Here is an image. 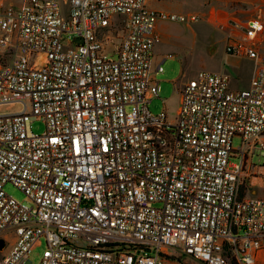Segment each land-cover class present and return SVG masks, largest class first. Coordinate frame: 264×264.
<instances>
[{"label": "built area", "instance_id": "1", "mask_svg": "<svg viewBox=\"0 0 264 264\" xmlns=\"http://www.w3.org/2000/svg\"><path fill=\"white\" fill-rule=\"evenodd\" d=\"M159 19L198 21L147 0H0V264H29L42 240L39 264H169L166 249L254 264L264 251V198L241 195L246 149L264 155V16L219 27L225 52L253 63L248 87L199 70L174 86L172 119L149 108L171 58L153 68Z\"/></svg>", "mask_w": 264, "mask_h": 264}, {"label": "rangeland", "instance_id": "2", "mask_svg": "<svg viewBox=\"0 0 264 264\" xmlns=\"http://www.w3.org/2000/svg\"><path fill=\"white\" fill-rule=\"evenodd\" d=\"M19 6L21 0H4ZM254 1V5H242L240 3L230 4L227 0H147V5L153 10L166 14H195L198 21L195 23H180L168 20H157L155 31L160 41L155 47V56L161 60L165 55L171 58L162 64L164 71L155 79L160 81L158 98H154L149 104L153 113H159L165 109L170 119L176 112L178 96L174 92V86L180 81H186L195 75L199 70H208L224 74L229 77V84L232 89H244L248 79L252 76L253 64L245 58L232 56L225 52V40L220 25L228 18L247 20L258 15L264 16V4L260 0ZM261 53L264 54V43ZM166 99V104H162ZM21 105L4 106V111H19ZM46 124L42 119L35 118L31 123V131L34 134H43ZM237 145V139L233 141ZM232 161L238 162L233 158ZM5 192L19 203L31 205L27 195L12 184L5 186ZM6 237L11 241L12 235ZM45 242L42 240L29 254V264H39L41 255L45 249ZM169 264H202L201 262L187 257L186 255L173 250L166 249ZM264 264V260L260 263Z\"/></svg>", "mask_w": 264, "mask_h": 264}, {"label": "crops", "instance_id": "3", "mask_svg": "<svg viewBox=\"0 0 264 264\" xmlns=\"http://www.w3.org/2000/svg\"><path fill=\"white\" fill-rule=\"evenodd\" d=\"M227 1H229L230 4L240 3L242 5H246L249 3L247 0H227ZM260 4L263 5L264 0H260ZM249 5L253 6L254 1H251ZM159 62L160 60H158L157 56H155V50H154L153 68ZM158 75L159 73H155L153 76L154 78H156ZM250 79L251 77L248 79L246 87H248ZM184 82L185 81L182 82L180 81V83L175 86L177 88H181ZM178 101H179V96H178ZM235 139H237V145H233V146L236 148L238 147L240 141L238 138H234V140ZM241 195L248 197L253 196V197L264 198V155H261L258 152L252 150V144L245 151ZM263 260H264V251H260L256 254V261L254 264H260Z\"/></svg>", "mask_w": 264, "mask_h": 264}, {"label": "water", "instance_id": "4", "mask_svg": "<svg viewBox=\"0 0 264 264\" xmlns=\"http://www.w3.org/2000/svg\"><path fill=\"white\" fill-rule=\"evenodd\" d=\"M4 245H5L4 241L0 239V248H3Z\"/></svg>", "mask_w": 264, "mask_h": 264}]
</instances>
